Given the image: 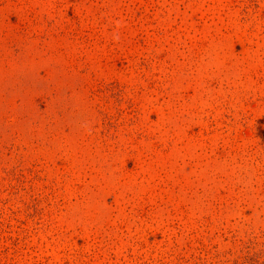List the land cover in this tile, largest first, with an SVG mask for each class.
Here are the masks:
<instances>
[{
    "label": "rangeland",
    "instance_id": "1",
    "mask_svg": "<svg viewBox=\"0 0 264 264\" xmlns=\"http://www.w3.org/2000/svg\"><path fill=\"white\" fill-rule=\"evenodd\" d=\"M0 264H264V0H0Z\"/></svg>",
    "mask_w": 264,
    "mask_h": 264
}]
</instances>
